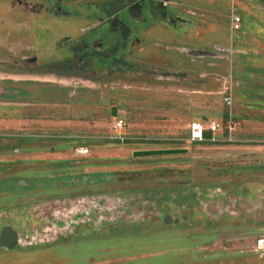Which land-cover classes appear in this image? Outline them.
Instances as JSON below:
<instances>
[{"label": "rangeland", "instance_id": "obj_1", "mask_svg": "<svg viewBox=\"0 0 264 264\" xmlns=\"http://www.w3.org/2000/svg\"><path fill=\"white\" fill-rule=\"evenodd\" d=\"M254 38L216 87L128 81L43 111L0 105V136H28L0 137V205L12 207L0 208V264H264V139L187 141L194 121L215 120L211 107L224 127L233 114L234 136H264V37ZM227 82L231 111L218 95ZM158 149L189 152L133 159ZM83 223L89 238L58 242Z\"/></svg>", "mask_w": 264, "mask_h": 264}, {"label": "flooded vegetation", "instance_id": "obj_2", "mask_svg": "<svg viewBox=\"0 0 264 264\" xmlns=\"http://www.w3.org/2000/svg\"><path fill=\"white\" fill-rule=\"evenodd\" d=\"M254 35L264 0H0V105L43 111L128 81L216 87Z\"/></svg>", "mask_w": 264, "mask_h": 264}, {"label": "built area", "instance_id": "obj_3", "mask_svg": "<svg viewBox=\"0 0 264 264\" xmlns=\"http://www.w3.org/2000/svg\"><path fill=\"white\" fill-rule=\"evenodd\" d=\"M239 24L238 19L233 20V28H237V25ZM230 81V80H229ZM223 90V91H222ZM222 90L218 93L219 96H222L223 98V104L227 109L230 111L233 109L234 105V87L232 83H228L227 85L222 88ZM212 94V93H211ZM233 119V114L229 113V122L227 128L224 127L223 124H220L218 122H211L209 126L205 127L199 123H194L191 126L190 129V135L188 138V142L190 143H230L233 142V131L234 127L231 125ZM233 124V123H232ZM125 126L124 121L119 120L116 123L115 129H121ZM228 130V136L224 137V139H218L215 135L217 132H224V130ZM211 132L212 136L211 138H206L205 133ZM128 137H120L118 140L124 141L127 140Z\"/></svg>", "mask_w": 264, "mask_h": 264}, {"label": "crops", "instance_id": "obj_4", "mask_svg": "<svg viewBox=\"0 0 264 264\" xmlns=\"http://www.w3.org/2000/svg\"><path fill=\"white\" fill-rule=\"evenodd\" d=\"M207 110H206V112H207V114L208 115H213L214 117H216L215 118V120H212L211 122H218V123H220V124H223L222 123V121H221V118H222V116H217L216 114H214L213 112H212V110H214L212 107L211 108H206ZM196 111H199V110H196ZM196 111H194V112H196ZM207 115V116H208ZM207 116L205 115H203V119L204 118H206L207 119ZM200 117H202V115H200ZM210 122V123H211ZM194 123H199V124H201V125H203V126H205V127H207L208 126V124H202L201 122H198V121H194L192 124H194ZM192 126V125H191ZM228 126V125H227ZM227 128V127H226ZM225 131V130H224ZM222 134L223 135H219V136H216L218 139H224V137H227V136H225V134H224V132H222ZM239 135L237 136V135H233V138L234 139H238V137L239 138H242V139H264V136H251V135H248V136H246V135H241V133H238ZM189 138V137H188ZM66 186V185H65ZM70 186V185H69ZM79 186H81V185H78V187ZM31 187V186H30ZM32 187H35L36 189H38L37 187L38 186H32ZM29 187H27V188H24L23 190H27ZM42 191H43V188H40ZM38 190H35L34 192H37ZM72 200V199H71ZM25 207V206H24ZM23 207V208H24ZM72 224H73V222H72ZM75 228H76V230L71 234V235H73V238L74 239H76V238H78L77 240L79 241V242H81V241H83V240H85V239H87V237L89 238V236L92 234V232L93 231H96L95 230V227H94V225H92L91 223H83V224H81V225H75ZM102 229H104V228H99L98 227V231H100L99 233H101V230ZM74 235H80V237H77L76 236V238L74 237ZM100 236H102L103 237V234H101ZM74 239H72V240H74ZM60 241H66V239L65 240H63L62 238H61V240ZM17 251V250H16ZM15 251V253H17Z\"/></svg>", "mask_w": 264, "mask_h": 264}, {"label": "water", "instance_id": "obj_5", "mask_svg": "<svg viewBox=\"0 0 264 264\" xmlns=\"http://www.w3.org/2000/svg\"><path fill=\"white\" fill-rule=\"evenodd\" d=\"M201 88H205V82H195ZM113 117L117 116V110L114 108L112 111ZM187 149H158V150H142L133 152V159L139 158H152V157H162V156H178L188 154Z\"/></svg>", "mask_w": 264, "mask_h": 264}, {"label": "trees", "instance_id": "obj_6", "mask_svg": "<svg viewBox=\"0 0 264 264\" xmlns=\"http://www.w3.org/2000/svg\"><path fill=\"white\" fill-rule=\"evenodd\" d=\"M224 119H225V121H227V123L229 122V113L228 112H226L224 115ZM224 134H225V136H228V130L227 129H225V131H224ZM205 136H206V138H211V136H212V133L211 132H206L205 133ZM195 144H200V145H215V144H221V143H195ZM101 182V181H100ZM4 183V182H3ZM9 183H15V179H10L9 180ZM35 190H37L35 187H29L27 190H25L26 192H31V191H35ZM5 193H10V195H11V193L12 192H9L8 191V188H6V189H4L3 190ZM2 191V192H3ZM18 192H20V191H18ZM23 192V191H22ZM13 193H17L16 191L15 192H13ZM80 194H82L83 196H87L89 193L88 192H82V193H80ZM91 194V193H90ZM92 194H93V192H92ZM5 205H10V204H4V205H0V208H6V210H11L12 209V207H10V206H5ZM5 206V207H4ZM111 225V224H110ZM109 224L108 225H106V226H109L110 228L109 229H112V226H110ZM119 227L120 228H117V230L116 231H118V232H121V228H123L124 227V229H125V224H121V225H119ZM136 228L137 226H133L132 227V229H130V230H133V228ZM124 229H122V230H124ZM115 231V232H116ZM112 232H113V230H112ZM134 232H135V229H134ZM104 236V235H103ZM10 249H17L16 247H17V245H16V243L15 242H13L12 243V246L10 245Z\"/></svg>", "mask_w": 264, "mask_h": 264}]
</instances>
